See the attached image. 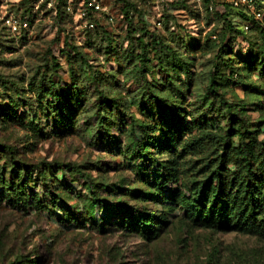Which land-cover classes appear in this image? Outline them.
<instances>
[{"label": "rangeland", "instance_id": "rangeland-1", "mask_svg": "<svg viewBox=\"0 0 264 264\" xmlns=\"http://www.w3.org/2000/svg\"><path fill=\"white\" fill-rule=\"evenodd\" d=\"M189 10L178 20L180 35L169 32L164 51L152 52L148 86L132 72L126 40L115 57L106 54L109 61L91 44L62 49L50 25H35L18 41L6 23L18 17V0H0V264H264V235L239 225L204 227L180 203L211 176L218 153L229 170L264 180V67L239 60L237 79L222 70L225 80L207 94L226 41L205 40L217 22ZM148 13L155 27L154 5ZM232 46L233 60L244 58L246 49ZM158 57L168 64L175 57L178 69L166 75ZM224 100L236 105V117ZM142 126L164 154L153 146L147 158L133 151ZM231 128L261 155L257 162L209 137ZM167 170L175 177L158 179ZM115 206L160 220L158 234L146 235L126 213L105 217Z\"/></svg>", "mask_w": 264, "mask_h": 264}, {"label": "trees", "instance_id": "trees-1", "mask_svg": "<svg viewBox=\"0 0 264 264\" xmlns=\"http://www.w3.org/2000/svg\"><path fill=\"white\" fill-rule=\"evenodd\" d=\"M37 1L18 0V15L31 18L30 28L18 32V41L27 39L35 25H50L53 28L57 27V32L52 41L57 42L56 44L58 45L61 44L62 49L70 47L80 50L91 44L93 48L97 47L99 51L103 50V57H107V61H109L111 56L106 54L112 53L113 57H115V54L119 52L118 50L124 44V40H126V47L131 46L130 48H132L126 52H128L129 57L136 61L132 72L136 76L141 75L144 84L148 86L151 82L149 79L147 80V77L154 75V71L152 72V70L147 68V64L150 65L152 61L150 59L151 54L153 51L156 53L164 51L163 45H168L165 39L169 38L167 35L169 32H171L170 35L176 33L175 37L180 35L177 29L181 28L182 24L178 20L183 9H190L195 15L210 17V23L212 21L217 22L218 27L211 31L207 35L208 37L205 36V40H210L211 37L216 36L217 38L221 37L220 41L223 44L226 41L221 46L224 54L220 57L222 62L216 64L210 72L207 94L215 93L217 88L221 86L219 81L225 80L221 76L222 70L227 71L228 79L226 80L234 81L239 76V69L236 65L241 63V61L246 63L253 59V63L258 62L264 67V27L254 19L252 11L243 6H234L231 0H200V3L197 0H167L166 3L162 4V24L160 27H152L144 19V16L148 13V8L151 5H155L157 0H108L111 10L117 14L115 25L110 24L108 15L103 14L94 18L96 27L92 31H82L76 28L78 24L73 15L65 10L66 0H57V5L52 9L46 7V3L49 0H45L39 11L35 13L34 8ZM78 1L81 2L82 0ZM210 6H213V10H210ZM258 6L264 8L261 3H258ZM220 7H223V10H220ZM131 12L133 16H130ZM244 23H250L251 26L248 31L244 30ZM121 31H124V33L122 34ZM209 40L206 42L208 43ZM236 43L245 48L246 52L244 58L233 60L232 45ZM135 47L137 49L140 48V52L134 54L133 48ZM170 55L171 49L167 54V58H170ZM163 59V57H158V62L162 64L161 71H165L166 75L170 73L168 69H178L180 61L175 60V57L172 58L169 64L167 62L164 63ZM99 61L105 62L102 57H100ZM86 62L87 60L84 61V63ZM249 65L251 64L249 63ZM88 66L93 70L92 66ZM224 101L231 111L232 117H236L237 114L233 112L236 110V105H231L226 100ZM169 116L172 121L179 123L178 113L170 112ZM232 127L234 128V126ZM233 128L224 135L211 131L209 132V137L215 142L219 141L220 145H224L227 148L234 149L236 147L239 149L247 164L252 165L257 162L261 155H255L244 144L242 134L234 132ZM174 130H176V133L179 132L176 126H174ZM140 133L142 139L137 135L134 137L132 149L135 153L142 158H147L150 146L157 147V150L162 154L165 153L166 148H163L161 142H150L143 126L140 127ZM258 146L264 151L262 144H258ZM255 156H258V158ZM227 163L226 155L218 153L217 157L209 163V168L213 170L211 176L203 181L202 184L195 185L192 189V196L189 198L182 196L180 198L182 207L188 211L187 215L191 219L204 227L228 228L233 225H239L251 232L264 235V180L255 182L248 174L241 175L233 172L227 168ZM150 167L143 169V172H146V176H148ZM174 175V172L167 170L158 179L165 180L175 177ZM83 177L87 179L86 175H83ZM149 180L153 181V178L149 176ZM89 189L92 196L91 211L93 212L98 198L93 191L91 183L89 184ZM115 207L118 208V206ZM116 211L124 213L123 215L126 213L129 223L143 229L146 235L155 237L158 234V229L154 227V224L159 225L161 222L153 218V216L139 211L130 212L125 207H120L118 210L107 209L105 217L113 215ZM30 264L37 263L31 261Z\"/></svg>", "mask_w": 264, "mask_h": 264}, {"label": "built area", "instance_id": "built-area-1", "mask_svg": "<svg viewBox=\"0 0 264 264\" xmlns=\"http://www.w3.org/2000/svg\"><path fill=\"white\" fill-rule=\"evenodd\" d=\"M66 0L65 10L67 13L72 14L76 23L77 29L82 31H92L96 27V22L94 18L99 17L103 14L108 15V21L110 24L115 25L117 14L111 10V6L108 0ZM167 0H157L154 9H156L157 14L160 18L155 22L156 27H160L162 24L161 20V8L162 4L166 3ZM200 3V0H197ZM45 0H38L34 12L39 11L41 5ZM234 6H243L246 9L252 11L254 19L259 22L264 27V8L259 7L258 3L264 5V0H231ZM57 0H49L46 3L48 9L55 8L57 5ZM210 10H213V6H210ZM220 10H223V7H220ZM149 14V13H148ZM130 16H133V13H130ZM146 16V15H145ZM144 16V19H145ZM6 23L13 31L20 32L21 30H27L30 28L31 18L26 16L23 17L18 15V17L11 16L6 19ZM250 23H244L243 27L245 31H248L250 28ZM57 32V27H54ZM216 38V36H213Z\"/></svg>", "mask_w": 264, "mask_h": 264}]
</instances>
